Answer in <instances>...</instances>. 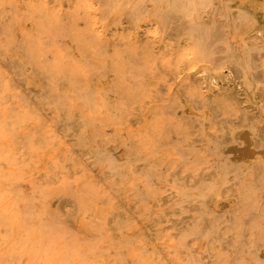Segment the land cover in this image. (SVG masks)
Returning <instances> with one entry per match:
<instances>
[{
    "label": "rangeland",
    "instance_id": "374dc122",
    "mask_svg": "<svg viewBox=\"0 0 264 264\" xmlns=\"http://www.w3.org/2000/svg\"><path fill=\"white\" fill-rule=\"evenodd\" d=\"M228 56L256 93L215 114ZM239 113L262 133L264 0H0V264H264V163L214 149Z\"/></svg>",
    "mask_w": 264,
    "mask_h": 264
},
{
    "label": "bare ground",
    "instance_id": "6f19581e",
    "mask_svg": "<svg viewBox=\"0 0 264 264\" xmlns=\"http://www.w3.org/2000/svg\"><path fill=\"white\" fill-rule=\"evenodd\" d=\"M106 2H110L111 0H105ZM153 2V1H152ZM196 3V2H195ZM178 5V3H177ZM198 6V4H196ZM182 6V5H181ZM228 6V5H227ZM183 7V6H182ZM176 8V7H175ZM167 9V8H166ZM194 9V8H193ZM156 10V9H155ZM171 10H173L171 8ZM182 10V9H181ZM169 11V10H168ZM177 12L178 9H176ZM176 12V13H177ZM184 12V11H183ZM199 12V11H198ZM215 12V11H214ZM171 13V12H168ZM166 13V14H168ZM196 13V11H195ZM182 14V13H181ZM170 15V14H168ZM167 15V16H168ZM172 15V14H171ZM176 18L178 17L177 14ZM184 15V14H182ZM174 16V15H173ZM172 16V17H173ZM180 16V15H179ZM222 16V15H221ZM171 18V17H170ZM169 18V19H170ZM183 18V17H182ZM181 18V20H182ZM163 19V17L161 18V20ZM168 19V22H169ZM180 19V17L178 18ZM187 20V18H186ZM222 22V20H221ZM224 23V22H223ZM172 25V24H171ZM170 25V26H171ZM186 25V24H185ZM174 26V25H173ZM172 26V28H174ZM178 26V24L176 25ZM175 26V27H176ZM182 28V27H180ZM186 28V27H185ZM176 29V28H175ZM188 32L190 33V37L191 40L197 50V54L200 57H209L211 55V52H213L214 50V42L212 40L213 35H216V31L215 30H206V29H201L198 26H196L195 28L190 27L187 29ZM187 37V36H186ZM221 43H223V40L221 39ZM255 43V42H254ZM253 43V44H254ZM219 44V43H218ZM246 45V44H245ZM222 46V44H221ZM226 47V46H225ZM228 48V46H227ZM221 49H224L223 47H221ZM238 53V52H237ZM230 54V53H229ZM218 56V55H217ZM216 57V58H220ZM223 57V55H222ZM241 58V57H240ZM215 59V57H214ZM233 57L228 56L226 58L227 61L230 62V66L228 68V70L225 71H220V73L218 74H213V76H211L212 79H214L217 75L221 78V79H227L229 80V78H231L229 81H227L226 83L222 84L219 88L214 89L213 92L209 93V97H215V99L213 100V102L211 103V107L213 110L216 111L215 114H219V111H224L227 108L225 106H223V104H234L237 101L241 100L238 97V94H244L247 95L249 90H252L254 93L255 90L254 88V84L252 82V80L250 78H248L246 75L242 74L239 69H235L232 68L234 62H233ZM239 59V58H238ZM257 59V58H256ZM16 62V61H15ZM214 62V61H213ZM217 62V61H216ZM259 63V62H258ZM219 64V63H218ZM217 64V65H218ZM220 65V64H219ZM259 65V64H258ZM13 67V66H12ZM218 68V67H217ZM236 70V72H234V70ZM234 72V73H233ZM209 74L205 75L202 79V82L205 83V85H209L208 87L210 88H214V86L212 84L209 83L208 79ZM197 78V77H196ZM234 86L235 89H231L230 86ZM48 91V90H47ZM86 92V91H84ZM201 92V91H200ZM199 92V93H200ZM85 94V93H84ZM88 94V93H86ZM79 96V95H78ZM90 96V95H89ZM261 97V96H260ZM81 98V97H80ZM82 98H87L82 97ZM88 99V98H87ZM195 104H196V108L200 109L202 107H205V102H203L204 100H200L199 97H195ZM229 106V105H228ZM254 109V108H253ZM186 110L194 113L195 109L190 108V107H186ZM251 110V109H250ZM201 113L199 112L198 115H200ZM206 113H202V116H205ZM214 116V115H213ZM257 128L255 120L251 117V115L248 114H244V113H239L236 118L234 119V127L229 129V128H224L220 131V135L219 138L217 139V143L214 146V149L216 152L220 153V155L222 157H229V158H234L236 161L240 162L239 165L241 166H246L249 163H251L252 161H256L259 162V164H257V167H259L262 163H264V127L262 126L261 131L262 133H258L255 136H252V130H255ZM75 139V138H74ZM207 139V138H206ZM211 140V139H210ZM216 142V141H215ZM213 147V146H212ZM109 158V157H108ZM106 158V160L108 159ZM215 161V159H214ZM224 161V160H223ZM217 165V164H214ZM221 168L220 169H227V171H232L233 174L232 176H235L234 173H244V170H235V165L233 164H220ZM213 166V165H212ZM219 166V165H218ZM242 168V167H241ZM210 169V168H209ZM214 169V168H213ZM215 169L217 170V172H220L219 167H215ZM113 170V169H112ZM208 170V169H207ZM214 170V171H216ZM264 170V169H262ZM238 171V172H237ZM259 169L256 168L255 170V175H257L259 173ZM210 172V171H209ZM213 173V172H212ZM218 173V176H219ZM207 174V173H206ZM251 174V173H250ZM210 175V174H209ZM231 175V173H230ZM254 175V174H252ZM229 176V175H228ZM230 181L227 183L228 185H233L235 184V182L237 181L236 178H232L229 179ZM210 183V182H209ZM223 187V186H222ZM207 191V190H206ZM210 193V191H209ZM209 197V196H208ZM205 198V197H204ZM201 199V198H199ZM202 200V199H201ZM200 201V200H199ZM197 204V203H196ZM201 204V203H200ZM204 204V203H203ZM181 205V204H180ZM185 206V205H184ZM198 208V207H197ZM196 209V207H195ZM205 214V213H204ZM210 215V214H209ZM202 216V215H201ZM209 217V216H208ZM200 219V218H198ZM208 220V219H207ZM205 222V221H204ZM213 224V223H212ZM179 225V224H178ZM209 225V224H208ZM216 226V225H215ZM197 227V226H195ZM204 229V226H203ZM214 229V228H212ZM195 230H192V232ZM184 232H186V230H184ZM183 232V233H184ZM197 232V230H196ZM196 232L192 233L195 234ZM182 233V234H183ZM203 233V232H202ZM199 233H197L196 235H198ZM187 236H191V234H186ZM184 238V236H182ZM181 238V237H180ZM185 239H183L182 241H184ZM179 241V240H178ZM181 242V241H180Z\"/></svg>",
    "mask_w": 264,
    "mask_h": 264
}]
</instances>
